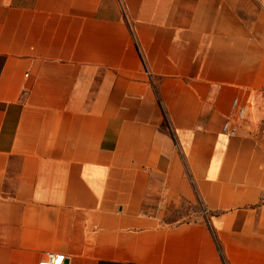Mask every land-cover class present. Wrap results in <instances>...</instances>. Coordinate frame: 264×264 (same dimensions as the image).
I'll return each mask as SVG.
<instances>
[{
  "label": "crops",
  "instance_id": "obj_1",
  "mask_svg": "<svg viewBox=\"0 0 264 264\" xmlns=\"http://www.w3.org/2000/svg\"><path fill=\"white\" fill-rule=\"evenodd\" d=\"M46 252L264 264V0H0V264Z\"/></svg>",
  "mask_w": 264,
  "mask_h": 264
},
{
  "label": "rangeland",
  "instance_id": "obj_2",
  "mask_svg": "<svg viewBox=\"0 0 264 264\" xmlns=\"http://www.w3.org/2000/svg\"><path fill=\"white\" fill-rule=\"evenodd\" d=\"M145 210L159 218L164 225L207 221L202 204L197 199L172 200L161 191L152 192L146 201Z\"/></svg>",
  "mask_w": 264,
  "mask_h": 264
},
{
  "label": "built area",
  "instance_id": "obj_3",
  "mask_svg": "<svg viewBox=\"0 0 264 264\" xmlns=\"http://www.w3.org/2000/svg\"><path fill=\"white\" fill-rule=\"evenodd\" d=\"M232 107L236 109L237 113L236 115L238 117H241L243 115L244 109L239 108L237 106V100H234L232 103ZM224 131H228L229 134L233 135L234 131L233 130H228V125L224 124L223 126ZM64 262V255L62 254H57L54 252H46L44 254V257L38 262V264H63Z\"/></svg>",
  "mask_w": 264,
  "mask_h": 264
}]
</instances>
